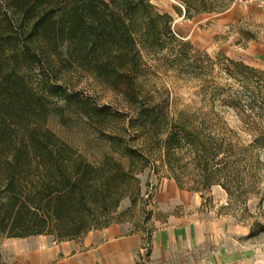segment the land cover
<instances>
[{"label":"trees","instance_id":"obj_1","mask_svg":"<svg viewBox=\"0 0 264 264\" xmlns=\"http://www.w3.org/2000/svg\"><path fill=\"white\" fill-rule=\"evenodd\" d=\"M182 3L187 17L225 7L220 0ZM172 21L150 0H0L1 236L65 240L107 226L97 214L115 211L132 193L134 205L137 174L147 166L202 195L220 185L229 199L244 202L258 187L264 71L195 49ZM61 46L70 64L118 97V106L58 83L52 57ZM159 53L205 85L204 106L178 108L169 93L158 99L145 90L144 54ZM52 116L65 126L78 120L95 137H62L48 126Z\"/></svg>","mask_w":264,"mask_h":264},{"label":"rangeland","instance_id":"obj_2","mask_svg":"<svg viewBox=\"0 0 264 264\" xmlns=\"http://www.w3.org/2000/svg\"><path fill=\"white\" fill-rule=\"evenodd\" d=\"M220 2L225 6L223 9L204 11L187 17L182 0H150L157 10L172 16L173 29L183 39L190 41L195 49L207 53L212 58L222 53L264 71V0ZM60 49L61 54L52 57L59 84L71 92H79L89 97L100 105L118 106V97L110 89L100 84L88 72L70 64L65 47L61 46ZM144 58L148 65V75L142 81L145 90L159 95L158 99L169 93L172 98H177L172 106L178 108L204 106L199 93L205 85H202L200 80L169 67L163 53L144 54ZM224 81L222 79L220 83L225 84ZM225 115L232 126L238 125L239 121L234 112L226 110ZM48 126L60 136L75 143H83L95 137L89 127L78 120L65 126L52 116L48 120ZM262 161L264 163V155ZM137 178L140 191L135 204L132 205L130 200L133 193L128 194L119 201L115 211L97 214V221H127L145 230H153L167 222L170 212L157 200V189L161 182L165 183L167 177L159 176L147 166L137 174ZM259 178L258 187L249 189L244 202L229 199L220 185H213L210 191L203 195L191 191L190 195L200 198L198 213L206 220L223 223L218 240L205 243V254L216 246H228L234 242L251 244L264 252V164L260 169ZM250 232L253 233L251 236ZM6 238L10 237L0 235V244Z\"/></svg>","mask_w":264,"mask_h":264},{"label":"crops","instance_id":"obj_3","mask_svg":"<svg viewBox=\"0 0 264 264\" xmlns=\"http://www.w3.org/2000/svg\"><path fill=\"white\" fill-rule=\"evenodd\" d=\"M166 178L157 200L169 210L167 222L149 235L152 264H264V252L251 244L216 246L205 254L206 242L218 240L220 221L198 213L200 198ZM146 233L130 222H113L81 237L57 240L49 234L10 237L0 244V264H138Z\"/></svg>","mask_w":264,"mask_h":264},{"label":"built area","instance_id":"obj_4","mask_svg":"<svg viewBox=\"0 0 264 264\" xmlns=\"http://www.w3.org/2000/svg\"><path fill=\"white\" fill-rule=\"evenodd\" d=\"M150 248V239L146 234L138 251V264H152Z\"/></svg>","mask_w":264,"mask_h":264}]
</instances>
